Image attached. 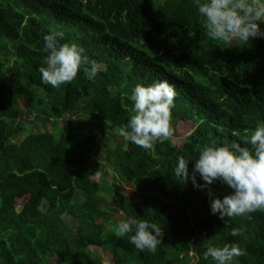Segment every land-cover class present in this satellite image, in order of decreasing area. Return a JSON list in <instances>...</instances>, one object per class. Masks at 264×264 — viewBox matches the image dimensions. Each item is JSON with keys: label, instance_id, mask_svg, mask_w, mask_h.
Returning a JSON list of instances; mask_svg holds the SVG:
<instances>
[{"label": "trees", "instance_id": "16d2710c", "mask_svg": "<svg viewBox=\"0 0 264 264\" xmlns=\"http://www.w3.org/2000/svg\"><path fill=\"white\" fill-rule=\"evenodd\" d=\"M159 1L0 0V264H214L207 247L234 242L245 249L234 264H264V211L226 227L207 190L175 174L178 156L196 158L205 144L248 146L264 121V38L214 40L194 0ZM55 30L100 66L94 81L81 71L59 87L42 83L43 37ZM162 80L175 89V132L182 123L194 131L182 144L128 142L125 150L121 137L116 146L141 200L117 183L115 213L164 230L151 252L116 235L95 153L102 134L116 138L126 125L132 89ZM212 187L221 199L232 191Z\"/></svg>", "mask_w": 264, "mask_h": 264}, {"label": "clouds", "instance_id": "9594fccd", "mask_svg": "<svg viewBox=\"0 0 264 264\" xmlns=\"http://www.w3.org/2000/svg\"><path fill=\"white\" fill-rule=\"evenodd\" d=\"M194 4L203 17V28L214 40L231 45L264 38V0H194ZM65 36L63 31L55 30L43 37L45 55L39 68L42 83L59 87L71 82L81 71L94 81L100 66L89 59L83 46L66 41ZM175 95L174 86L167 80L137 84L132 89V114L126 125L115 129L116 135L125 141V150L128 142L148 150L156 142L173 137ZM246 144L237 141L222 146L215 142L205 144L196 158L179 155L175 167V174L183 181L191 179L194 187L207 190L211 213L218 214L226 227L234 217L251 219L252 213L264 211V121L257 123ZM197 176L204 183H199ZM217 182L232 189L222 199L212 187ZM116 235H129L136 248L155 252L164 238V230L148 219L125 217L118 221ZM229 235L236 237L239 230L232 228ZM243 255L245 249L235 242L208 246L204 252V258H211L214 264H234Z\"/></svg>", "mask_w": 264, "mask_h": 264}, {"label": "rangeland", "instance_id": "374dc122", "mask_svg": "<svg viewBox=\"0 0 264 264\" xmlns=\"http://www.w3.org/2000/svg\"><path fill=\"white\" fill-rule=\"evenodd\" d=\"M159 2H164L161 0ZM233 44H240L233 42ZM25 103H23L24 105ZM84 120L81 119L80 122ZM75 123V121H73ZM29 124V125H28ZM30 122L24 125L25 132L21 140H23L29 133H30ZM195 126L193 124H185L182 123L177 131L174 133L172 139L176 144L184 143L185 139L194 131ZM114 137L112 138L108 134H102L98 139V145L96 146V153H95V161L103 168L102 170L98 169V164L96 163L97 174L96 179L99 180L101 175L105 176V180L107 184L105 185V189L100 193L99 198H101V205L102 207L113 215V219L111 225L116 226L118 221L121 218H125L124 214H117L116 211V190L115 184L118 183L120 186L125 187V193L129 194L130 197L136 202L141 200V196L137 191L131 187V184L127 182L122 172L119 170V159L116 155V146L120 144L123 139L114 133ZM101 171V172H100ZM76 202H78L76 200ZM79 207V206H78Z\"/></svg>", "mask_w": 264, "mask_h": 264}]
</instances>
